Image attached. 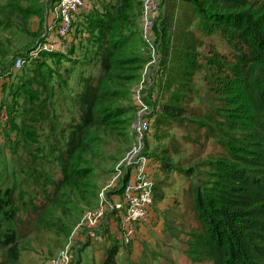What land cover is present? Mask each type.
I'll list each match as a JSON object with an SVG mask.
<instances>
[{"label": "trees", "instance_id": "trees-1", "mask_svg": "<svg viewBox=\"0 0 264 264\" xmlns=\"http://www.w3.org/2000/svg\"><path fill=\"white\" fill-rule=\"evenodd\" d=\"M141 1L143 4V0H116L114 10L99 21L100 32L106 34L99 35L105 37L101 52L95 45L97 38L92 35V22L89 23L84 55L98 56L102 71L96 77L85 72L83 90L77 99L81 111L78 119L72 116L66 123L62 122L54 100L56 91L48 87L47 82L40 90L28 85L23 94H17L11 84L4 88L5 94L7 91L8 95L13 93V99L5 97L4 101L17 138L7 137L0 144V247L4 252L0 264H19L23 250L29 247L30 243L26 244L30 233L44 231L57 237L58 242L63 239L66 243L80 218L79 213L93 206V200L87 197L94 195L95 184L91 179L98 176L100 169L93 158H102L104 153L94 149L91 139L96 134L94 128L111 129L114 114L123 112L122 106L112 104L114 91L106 81L110 80L112 57L120 47L130 39L142 40L136 29L138 20L142 21ZM184 1L190 14L198 15L200 22L195 24L200 30L209 36L222 37L230 47L228 53L209 50L211 56L206 58L220 64V70L212 74L210 66L206 69L214 78L220 77V85L214 78L211 81L217 87L225 116L224 120L216 122L213 114L193 110L194 106H189L190 102L184 97L181 101H164L155 111L156 124L186 121L189 125L207 127L209 137L219 142L222 150L218 156L210 152L203 160L205 177L197 181L192 164L188 163L185 169L177 166V156L167 160L168 150H164L162 163L185 172L191 179V203L200 225L189 232L192 236L190 246L198 260L212 264H264V0ZM43 9V0H0V76L11 72L13 61L19 55L27 58L20 69L33 61L28 57L37 45L38 34L31 30L30 23ZM167 24L162 22L164 32L160 39L164 61L171 60L174 52L171 37L166 34ZM79 30L76 19L73 35ZM190 40L197 43L193 35ZM182 52L187 54L185 49ZM46 53L52 56L51 52ZM190 56L185 55L183 64L189 69L191 58L194 60L193 55ZM134 61L136 58L132 56L115 60L118 66ZM32 65L41 66L36 61ZM138 73L124 77L130 82L137 79ZM40 76L45 79L50 74L41 70ZM111 77L114 76L111 74ZM207 79L210 82L208 75ZM192 85L191 81L190 94L194 89ZM160 90L168 88L161 86ZM210 91L211 83H208L209 94ZM16 95H22L21 104ZM128 106L126 125L130 127L128 132L121 133L130 141V129L133 130L137 114L132 103ZM13 112L17 115H12ZM118 121L125 122V119ZM43 132H48L44 139ZM95 137V141L100 142V136ZM54 162L60 164L58 177L51 166ZM33 188L41 190L34 194ZM22 213H26L25 216ZM118 249V244L114 243L103 260L95 264H120ZM50 256L48 253L44 257Z\"/></svg>", "mask_w": 264, "mask_h": 264}, {"label": "rangeland", "instance_id": "rangeland-1", "mask_svg": "<svg viewBox=\"0 0 264 264\" xmlns=\"http://www.w3.org/2000/svg\"><path fill=\"white\" fill-rule=\"evenodd\" d=\"M160 6L161 11L156 23L153 26V45L145 39L143 22L140 20V34L142 36V42H135L130 39L129 43L127 42L124 46H121V50L117 51V53H115L112 57L114 59L111 61V68L108 72V79L110 80L106 82L108 83V86L110 88H113L114 91L112 104L114 106H122L121 111L123 112L114 114V116L112 117L111 129L110 127L102 126L94 128L96 134L91 139L93 147L97 152L102 151L104 155H102V158L98 156H95L93 158V162L97 165H100V169H102L101 171L100 169L98 170V172L96 171L98 175H96L97 177L91 179V183L95 184L93 185L95 186V189L93 190L94 195L87 197V200H90L91 202L93 200V206L98 203L97 196L100 192V189L113 173L117 162L124 156L126 152H129V150L131 151L132 149V146L130 144L132 139L128 141L129 138H125L123 134H125V132H128V128L130 127V125L128 127L126 125V123H128L129 113L127 106L132 102V87L135 84L136 78L128 82V80H126L124 76H126L127 74H132V72H134V74L138 71L140 72V70H142L143 68L146 72L145 76H147L150 74V70L154 65L157 67L155 60L157 57V52L161 50V32H164L162 22L168 23L166 34L171 37V45H173L174 52L173 57L169 61H164V57H160L159 64H162L161 72L156 73V77L150 79V81H148L149 78L147 79V82L151 87L156 86L155 89L148 88V91L154 90L156 91V93L160 94V97L154 103V106L149 105L148 108L145 109L148 110V115H153L156 117L155 111L159 110L161 104L166 100L181 101L182 98L185 97V99L190 102L189 106H194L193 110H195L197 113L208 112L209 115L213 114L215 116L216 122H218V120H224L225 115L223 114H225V111L221 108L222 101L220 99L219 93L216 90L217 87L213 85L211 81L214 77L213 75H210V71L206 69V67L209 68L210 66L212 74L214 70H220V64L216 65L215 63H212L210 59L206 60V58H210L211 56L209 50L212 51L214 49H218L220 53H228L230 51V47L228 46L226 41L222 39V37L218 35L209 36L207 33L200 30L199 26L195 24V22H200L198 15H196L195 13L190 14V11L189 9H187V5L184 0H160ZM141 7L143 10V4ZM187 19L188 21L186 22ZM191 25H193V27ZM125 34L128 35V33ZM92 35H94V38H97V42L95 45L97 46L99 52L103 51L102 44L105 43L103 41L105 37L100 38L99 35L106 36L105 32L101 31L99 33H94V31H92ZM192 35L193 39L195 37L197 43L194 40H190V37ZM68 37H59L60 45L65 44V40H67ZM184 41L187 42L186 45H182ZM191 42L194 44L193 47H191ZM182 49H185L187 51V54H183ZM43 52L45 55H49L46 52H51V55L55 57V59H59L60 56L64 54L62 52L58 53L57 51H49L47 49H45ZM185 55H193L194 57V60L193 58H191L192 65H190V69L187 68L186 65H183L184 59H186L184 58ZM131 56L135 57L136 61L125 63L121 66H118V64L115 62L116 58ZM42 62L45 63V60H43ZM95 63L96 62H94V64ZM94 64L89 67L92 71L91 73L97 74L101 68V64L98 60V67H96V65ZM135 66L138 67L136 68ZM188 72H190V75L188 74ZM111 74L114 77H111ZM97 75L94 76L96 77ZM207 75L208 78H210V82H208L209 80L207 79ZM139 77L141 79L140 75ZM213 80H216V83L220 85V77L218 75H216ZM191 81L193 82L192 86L194 89L193 93L190 94L188 87ZM41 82L42 84L33 85V87L40 90V88L44 86L43 80ZM208 83L209 85L211 83L210 94L208 93ZM161 86H164V89L168 88V90L161 91ZM152 93L153 92H149L150 95H152ZM4 113L6 112L2 110L0 104V130L3 127L2 124L5 120ZM15 115H17V113H15ZM137 115L135 117L134 123L137 121ZM189 116L201 120L197 117V115L189 114ZM123 119H125V122L118 121ZM208 122L211 123L210 121ZM10 123V127H12V121ZM154 127V136L150 138V135L148 137L145 134L141 141V143L145 141V143L147 144L145 148L146 156L150 157L156 151L162 154L164 150H168L167 154L165 155L167 157V160L168 157L170 158L173 155L177 156V166L185 169L189 164H192V168L196 169V171L194 172L196 181L202 177H205V166L203 165V160L209 155L210 152H213V156H218L220 151L222 150L221 144L215 141L212 137H209V134L207 133V127L202 128L198 125H189L186 121H172L171 123L162 122L160 126L155 124ZM121 132H123V134ZM4 134L5 129L2 133H0V144L3 143L4 137L2 136H4ZM97 135L100 136V142L98 140L95 141V136ZM152 140H154V142L156 140V142L160 144L158 146V149L162 151L154 149ZM193 140H196L197 142H194ZM59 165L60 164L58 162H54L53 165H51L53 168H55L54 171L56 177L60 176L61 174ZM39 190L41 189L33 188L32 192L35 194ZM164 190L170 189L167 186ZM168 192L171 193L170 191ZM153 205L154 204H152V206ZM84 211L85 209L83 210V212H80L79 215L82 216ZM25 214H23V216H25ZM159 214V212H155V216L157 219ZM182 214L183 221H181L180 223H174L172 228L170 229V232H168L164 237H160L156 247L151 244L152 246L148 247L146 257L142 256L141 259L140 256L138 260H133L130 256V258H124L126 260L124 264H212V262L210 261L198 260L191 252L190 242L192 240V236L189 234V232L191 230L197 229L200 225L198 219L195 217V210L193 209L191 201L186 202ZM167 215L168 218L173 219L174 213L169 212ZM176 220L179 221L178 218H176ZM145 221L146 219L143 222ZM140 226L141 224L136 227V229H139ZM120 234L124 243L127 244H130L136 238V236H134L135 238L133 237L131 241L126 242V239L123 237V233L121 232V230ZM149 235L150 237L152 236L155 238L157 237L158 233H151ZM27 238L28 242L26 245H28L29 243L30 244L28 248L23 250V257L21 258L19 264H25L27 262V257H30V254L32 252L40 256H45L46 254L51 253V256L42 257L39 260L30 262L29 264H49V260L52 256L59 254L66 248L63 239H60V241L58 242L57 237L55 239V237L44 231L38 234L30 233ZM33 238H37V240L34 241ZM145 244L147 245L149 243L145 242ZM3 258L4 252L0 247V263L3 261ZM122 259L123 258L120 257V260Z\"/></svg>", "mask_w": 264, "mask_h": 264}, {"label": "crops", "instance_id": "crops-1", "mask_svg": "<svg viewBox=\"0 0 264 264\" xmlns=\"http://www.w3.org/2000/svg\"><path fill=\"white\" fill-rule=\"evenodd\" d=\"M43 1V11L40 14L33 16L30 23L31 30L38 34L35 39L37 45L33 47L28 57L32 58L33 61L31 64L29 63V66L25 65L28 67H23V69L13 67L10 73L7 72L0 76V104L2 110L6 112L4 113L5 120L2 124L3 127L0 130V133H2L5 129V134L2 136L4 137L3 141H5L7 137L12 139L17 138V130L14 128V125L10 127V117L6 110L7 106L4 101L5 97L13 99V93L8 95L9 91H7L6 94L4 92V88L6 86L8 87L10 84L13 87V90L17 91V94L18 92L23 94V92L26 91L28 85H37V82L43 80L44 84L47 82V86L52 89L54 87L53 90L56 91L54 100L58 105L57 113L62 119V122L66 123L72 116L76 117L77 119L79 118L81 111L80 106L77 103V99L78 95L83 90V76L87 75L85 72H92L89 66L93 65L94 62H96L94 65L98 67V56H93V54L84 55L86 48L85 44L87 43V39L89 37L88 25L90 22H92V27L95 33L100 32L99 28L101 27V22L99 21H101L103 17L106 16L110 11L114 10L113 5L116 2V0H84V6L77 15L80 30L76 35L69 36L67 40H65V44L60 45L59 36L57 35L55 28L51 27L56 18L57 0ZM139 21L140 20H138V23L136 24V29L139 30L140 33L141 27ZM46 41L51 42V45H48L47 50L64 53L58 60H56L53 56L44 54L43 51L45 49L42 48L39 43ZM141 42L142 40H140V43ZM19 56H21L24 60L27 59H25L23 55ZM26 56H28V54ZM156 56L155 62L157 67L154 65L150 70V74L147 76H145L146 72L144 68L140 70L138 77L135 80V84L132 87L133 94L131 103L136 108L137 113L143 110L142 104L147 106V108L149 105L154 106V103L160 97V94L156 93V91H148V88L155 89L156 86L151 87L147 82L148 78V81H150V79L156 77V73H159L162 70V64H159L161 52L158 51ZM43 60H45V63L42 62ZM35 61L41 65L39 68H36L32 65L35 63ZM41 70L48 71L50 76H47L44 79L40 76ZM100 73L101 68L97 74L99 75ZM139 75L141 76V79ZM149 92H153L152 95H150ZM21 96L22 95L18 97L16 95V98H19L18 104L23 102ZM136 112L135 115L137 114ZM14 113L15 112H13L12 115H14ZM142 113L143 133L148 137L150 135L151 138L154 136L153 132L155 129L154 125L156 124V117L153 115H148V110H145ZM47 134L48 132H43V139ZM130 135V139H132L131 151L129 150V152H127L117 162L113 173L100 189V192H106L108 198H119L120 194L124 190L125 185L130 179L134 177L136 173L137 165L134 163H128V159L133 151L134 146L139 144V140L134 129H130ZM152 141L154 145L153 147L156 150L158 143L156 140V144L154 140ZM146 145L147 144L145 141L141 143V147L138 150L137 156L141 155L145 157L144 161L146 171L154 182L155 203L151 207L146 221L141 223V226L139 229H137V235H135L136 238L134 237L135 239L130 244L124 243L119 230V220L115 215H112V213H108L106 216L107 221H104L101 226L94 229H76L75 225L79 221L78 220L71 230V233L65 243V246L70 247L72 252H74L72 264L99 263L105 257L107 250L114 243L118 244L119 247L117 260L120 264H124L126 261L124 258H130V256L133 260H138L140 256L142 259V256L146 257L148 247L152 246L151 244L156 247L160 237H164L168 232H170V229L174 223H180L183 221L182 211L184 206L186 202L192 200V194L190 191L191 179L185 172L177 170L174 167H166L163 165L162 155H164V151L162 154L156 151L153 155L147 157L145 154ZM167 186L170 190H164ZM100 192L97 196L98 203L96 205H98L101 201ZM87 209H85V211ZM156 211L160 213L158 219L155 216ZM169 212L174 213L173 219L168 218L167 214ZM176 218H178L179 221H177ZM139 225L140 224H138V226ZM151 233H158V235L155 238L152 236L150 237L149 234ZM145 242L149 244L146 245ZM42 257L44 256H40L32 252L30 257H27V262L25 264H29L34 260H39ZM120 257L123 259L120 260Z\"/></svg>", "mask_w": 264, "mask_h": 264}, {"label": "built area", "instance_id": "built-area-1", "mask_svg": "<svg viewBox=\"0 0 264 264\" xmlns=\"http://www.w3.org/2000/svg\"><path fill=\"white\" fill-rule=\"evenodd\" d=\"M84 6V0H59L56 8V18L52 25L58 36L67 37L74 33L75 21L78 12ZM161 11L160 0H143L142 22L144 26V37L153 45V26ZM51 42L46 41L40 44L48 49ZM24 59L18 57L14 66L20 68ZM143 110L138 112L137 121L133 124L139 144L135 145L129 156L128 163L137 165V170L132 179L125 185L120 197L108 198L105 191L100 192V204L87 209L75 225L76 229L98 228L106 220L108 213H112L119 220V230L123 233L126 242L136 234V227L141 224L149 215V210L154 202V182L145 168L144 156H137L144 137L142 129V112L147 106L142 104ZM73 253L70 247H66L59 254L52 256L49 264H72Z\"/></svg>", "mask_w": 264, "mask_h": 264}, {"label": "clouds", "instance_id": "clouds-1", "mask_svg": "<svg viewBox=\"0 0 264 264\" xmlns=\"http://www.w3.org/2000/svg\"><path fill=\"white\" fill-rule=\"evenodd\" d=\"M58 1H59V0H57V3H56V4H58ZM56 8H57V5H56ZM80 11H81V10H80ZM80 11H79V12H80ZM56 12H57V11H56ZM79 12H78V14H79ZM78 14H77V15H78ZM76 19H77V16H76ZM54 22H55V20H54ZM54 22H53V24H54ZM51 27H52V25H51ZM55 31H56V30H55ZM72 35H73V34H71V35H69V36H72ZM59 37H62V36H59ZM67 37H68V36H67ZM41 43H43V42H40L39 44H41ZM18 57H21V56H18ZM18 57H17V58H18ZM15 59H16V58H15ZM14 61H15V60H14ZM24 61H26V60H24ZM24 63H25V62H24ZM13 65H14V64H13ZM23 65H24V64H23ZM13 67L16 68L15 66H13ZM21 67H22V66H21ZM21 67H20V68H21ZM20 68H19V69H20ZM133 124H134V123H133ZM132 126H133V125H132ZM133 127H134V126H133ZM153 204H154V202H153ZM88 209H89V208H88ZM83 214H84V213H83ZM81 217H82V216H81ZM72 262H73V261H72Z\"/></svg>", "mask_w": 264, "mask_h": 264}, {"label": "bare ground", "instance_id": "bare-ground-1", "mask_svg": "<svg viewBox=\"0 0 264 264\" xmlns=\"http://www.w3.org/2000/svg\"><path fill=\"white\" fill-rule=\"evenodd\" d=\"M80 252V251H79ZM75 256V255H74ZM76 258V257H75ZM95 264V263H94Z\"/></svg>", "mask_w": 264, "mask_h": 264}]
</instances>
